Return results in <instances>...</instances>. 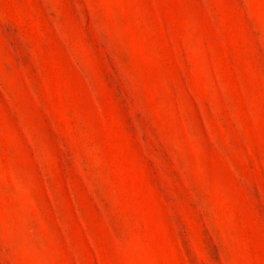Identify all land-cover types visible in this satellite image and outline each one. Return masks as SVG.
I'll return each mask as SVG.
<instances>
[{"label":"rangeland","instance_id":"374dc122","mask_svg":"<svg viewBox=\"0 0 264 264\" xmlns=\"http://www.w3.org/2000/svg\"><path fill=\"white\" fill-rule=\"evenodd\" d=\"M0 264H264V0H0Z\"/></svg>","mask_w":264,"mask_h":264}]
</instances>
